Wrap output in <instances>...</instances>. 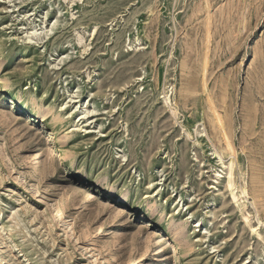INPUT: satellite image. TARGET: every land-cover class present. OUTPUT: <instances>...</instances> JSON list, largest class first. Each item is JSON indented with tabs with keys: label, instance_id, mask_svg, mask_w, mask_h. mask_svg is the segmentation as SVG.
Here are the masks:
<instances>
[{
	"label": "rangeland",
	"instance_id": "1",
	"mask_svg": "<svg viewBox=\"0 0 264 264\" xmlns=\"http://www.w3.org/2000/svg\"><path fill=\"white\" fill-rule=\"evenodd\" d=\"M0 264H264V0H0Z\"/></svg>",
	"mask_w": 264,
	"mask_h": 264
},
{
	"label": "bare ground",
	"instance_id": "2",
	"mask_svg": "<svg viewBox=\"0 0 264 264\" xmlns=\"http://www.w3.org/2000/svg\"><path fill=\"white\" fill-rule=\"evenodd\" d=\"M214 121H217V125H215V128L218 130L219 133L223 134V136L225 137L226 141H227V146H228V149L232 150V144L230 142V138L228 137L227 133L226 132H223V127H224V124L223 122H221L220 120V116H216L215 117V120ZM221 157V156H220ZM231 167V166H230ZM230 175V186H232V180H231V177H232V173L229 174ZM233 196L236 198L235 194L233 193Z\"/></svg>",
	"mask_w": 264,
	"mask_h": 264
}]
</instances>
